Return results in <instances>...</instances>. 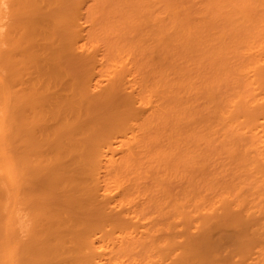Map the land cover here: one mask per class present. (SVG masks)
Wrapping results in <instances>:
<instances>
[{"label": "bare ground", "instance_id": "1", "mask_svg": "<svg viewBox=\"0 0 264 264\" xmlns=\"http://www.w3.org/2000/svg\"><path fill=\"white\" fill-rule=\"evenodd\" d=\"M0 264H264V0H0Z\"/></svg>", "mask_w": 264, "mask_h": 264}]
</instances>
